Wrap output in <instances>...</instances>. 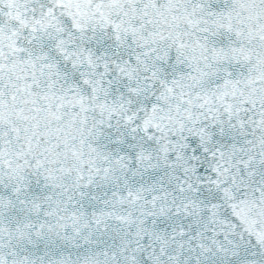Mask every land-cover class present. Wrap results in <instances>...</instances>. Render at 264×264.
Instances as JSON below:
<instances>
[{
    "label": "snow or ice",
    "instance_id": "snow-or-ice-1",
    "mask_svg": "<svg viewBox=\"0 0 264 264\" xmlns=\"http://www.w3.org/2000/svg\"><path fill=\"white\" fill-rule=\"evenodd\" d=\"M0 264H264V0H0Z\"/></svg>",
    "mask_w": 264,
    "mask_h": 264
}]
</instances>
